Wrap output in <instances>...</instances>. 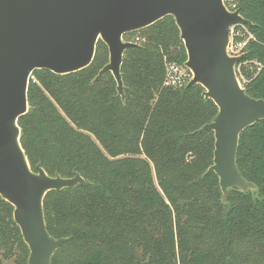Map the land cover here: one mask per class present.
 Here are the masks:
<instances>
[{"label":"trees","instance_id":"trees-1","mask_svg":"<svg viewBox=\"0 0 264 264\" xmlns=\"http://www.w3.org/2000/svg\"><path fill=\"white\" fill-rule=\"evenodd\" d=\"M226 4L253 23L235 26L247 54L237 74L251 97L264 99V0ZM133 33L142 39L124 55L125 102L111 73L93 83L109 62L102 40L87 68L36 70L30 81L19 125L33 169L40 163L51 176L90 181L45 198L50 234L69 238L52 264H219L221 249L232 256L235 244L264 241V120L241 134L237 159L258 190H231L224 203L218 176L207 174L214 132H198L218 106L199 84L166 83L169 63L187 69L174 17ZM13 212L0 196V260L28 264Z\"/></svg>","mask_w":264,"mask_h":264},{"label":"water","instance_id":"water-1","mask_svg":"<svg viewBox=\"0 0 264 264\" xmlns=\"http://www.w3.org/2000/svg\"><path fill=\"white\" fill-rule=\"evenodd\" d=\"M173 16L187 51L185 67L193 74L187 87H204L203 95L218 106L215 118L198 132L213 131V164L207 174L219 178L222 200L231 190L254 192L238 166L241 134L264 120V99L251 97L237 74L246 53L231 55L232 28L253 25L225 0H0V196L14 206L30 254L28 264H52L69 238L48 230L44 202L51 191L90 184L80 173L51 176L39 163L33 169L21 143L19 119L29 111V85L36 70L66 75L90 66L102 40L109 62L93 83L111 73L126 101L122 65L124 40Z\"/></svg>","mask_w":264,"mask_h":264},{"label":"rangeland","instance_id":"rangeland-1","mask_svg":"<svg viewBox=\"0 0 264 264\" xmlns=\"http://www.w3.org/2000/svg\"><path fill=\"white\" fill-rule=\"evenodd\" d=\"M141 39L142 35L139 33H132L124 37V40L132 42H138ZM239 42L232 36L233 46H236ZM239 74L238 72V76L241 78ZM213 243L214 246L217 245V243ZM232 249L234 251L232 256H226V251L221 249V255L216 258V261L219 264H264V241L246 240L243 243L235 244ZM0 264H15L14 258H3L0 260Z\"/></svg>","mask_w":264,"mask_h":264},{"label":"built area","instance_id":"built-area-1","mask_svg":"<svg viewBox=\"0 0 264 264\" xmlns=\"http://www.w3.org/2000/svg\"><path fill=\"white\" fill-rule=\"evenodd\" d=\"M234 1L235 0H225V3H228L232 6H234ZM237 26V25H235ZM235 26L232 28V34L231 37L234 34V30H235ZM246 42H239L236 46H233L232 41L229 47V51L231 55H240L242 54L243 48L245 46ZM193 74L191 73V71L182 68L180 66H178L175 63H169L167 65V80L166 83L168 85H172V86H183L185 84H188V82L192 79ZM239 77V76H238ZM33 78V76H32ZM31 78V79H32ZM240 78V77H239ZM241 81V78H240ZM242 83V82H241Z\"/></svg>","mask_w":264,"mask_h":264},{"label":"bare ground","instance_id":"bare-ground-1","mask_svg":"<svg viewBox=\"0 0 264 264\" xmlns=\"http://www.w3.org/2000/svg\"><path fill=\"white\" fill-rule=\"evenodd\" d=\"M227 5V4H226ZM228 7V6H227ZM240 25V24H239Z\"/></svg>","mask_w":264,"mask_h":264}]
</instances>
